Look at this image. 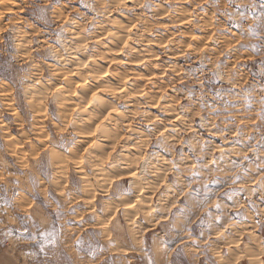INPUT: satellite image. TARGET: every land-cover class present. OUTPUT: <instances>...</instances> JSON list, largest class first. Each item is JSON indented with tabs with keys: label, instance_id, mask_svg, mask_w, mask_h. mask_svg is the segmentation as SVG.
I'll use <instances>...</instances> for the list:
<instances>
[{
	"label": "rangeland",
	"instance_id": "obj_1",
	"mask_svg": "<svg viewBox=\"0 0 264 264\" xmlns=\"http://www.w3.org/2000/svg\"><path fill=\"white\" fill-rule=\"evenodd\" d=\"M98 7L97 0H0V119L6 126L0 138V264H237L238 255L243 264H258V240H264V0H130L107 19L97 16ZM94 19L97 23L89 24ZM113 24L130 27L131 32L125 51L117 56L113 54L120 41L104 27ZM193 24L209 25V31L194 29ZM85 26L84 35L94 39L87 53L72 52L74 59L65 63L46 51L58 49L67 56L61 43L78 48ZM192 35L208 36L203 61L178 52V44H188ZM224 48L229 52L220 69L211 71V59ZM149 54L156 59L135 63ZM91 57L97 62L91 63ZM100 57L123 63L109 67ZM79 62L93 71L109 68V75L75 89L82 82L69 73L78 71ZM111 71L152 76L150 96L167 89L168 99L161 103H182L186 122L175 120L165 138L157 140L163 126L137 118L133 130L116 145L121 129L133 122L136 106L145 103L134 97L119 104L122 115L105 122L104 131H110L92 138L95 143L89 148L92 139L73 133L92 127L93 118L116 103L102 95L106 107L93 103L61 133V105L79 104L97 87L117 86ZM140 87L142 81L130 84L128 93ZM57 89V96L49 98ZM147 111L165 122L172 119L159 107ZM21 123L29 136L33 125L49 133L35 141L47 155L33 162L31 170L11 154L25 139ZM180 139L184 142L173 151ZM141 156L146 159L138 179L133 173ZM82 157L78 170L75 161ZM168 161L175 170L158 200L160 207H171V218L163 220L168 213L159 212L161 222L148 224L141 217L130 231L127 218L117 213L120 226L113 222L105 227L115 209L137 197L138 184L155 183L154 173L172 166ZM63 164L68 166L70 196L80 198L71 211L54 192L41 191V181L47 183ZM85 174L111 181L91 205L85 200ZM77 213L84 215L83 221L71 219ZM242 231L254 237L244 236L239 250L229 248L228 242ZM221 232L223 236H217Z\"/></svg>",
	"mask_w": 264,
	"mask_h": 264
},
{
	"label": "clouds",
	"instance_id": "obj_2",
	"mask_svg": "<svg viewBox=\"0 0 264 264\" xmlns=\"http://www.w3.org/2000/svg\"><path fill=\"white\" fill-rule=\"evenodd\" d=\"M50 2V0H49ZM99 7L96 10L97 16L107 18L108 14L113 11H121L125 9L130 2V0H97ZM97 23L95 19L91 21L89 24ZM134 26V25H132ZM106 32L109 36L114 38L115 40L120 41V47L118 49V52L113 55H118L121 52L125 51L124 47V41H126L129 36L131 35L130 27L127 26H121V25H105ZM194 29L209 31V25H201V24H193ZM112 29H115L113 31ZM59 31H64L63 28L58 29ZM87 32V26H85L82 29V41L77 48L75 45L72 46L70 49L67 45L69 42H62L61 47H63L64 52L67 53V56H64L60 54L59 50L56 49H46V51H49L52 55L53 59H62L65 63H71L74 57L72 56V52H81V53H87V50L89 48V45L94 42L93 38H89L86 35H84ZM123 32V35H120V33ZM213 36L216 35V30H212ZM207 40L208 36H202L198 37L195 35H192L189 38V43H179L178 44V52L181 55H184L187 57L188 55L195 56L197 60L203 61L205 59L203 48L207 47ZM135 42V41H134ZM216 42V38L213 41ZM32 40L28 41V47L31 46ZM46 43V42H45ZM229 52V49L224 48L222 51H220L219 55H216L214 59H211V71H217L221 67V61L223 60V57L227 55ZM91 63H96L97 58H90ZM99 60H103L104 63H106L109 67L111 66H119L123 62L117 59H106L105 57L98 58ZM156 59V56L153 54H149L147 57H141L138 61L135 63L145 64L150 63ZM154 68H159V65L153 63ZM85 69L87 71H85ZM163 71V69L161 70ZM111 76L117 77L119 80V83L115 87L110 86H100L96 88L95 90H90L89 95L87 99L81 98V102L79 104H65L61 105L62 108L65 109V113L62 116V122L63 127L57 125V128L61 131V133H67L68 129L75 123L76 117L80 116L81 114H84L87 112L88 107L92 105L93 103H103L101 97L102 95H109L112 96L116 103L108 105L107 107V113L103 116H97L93 118V126L88 128L87 130H81L74 132L73 135L79 136L81 138H96L100 136L104 132L103 125L105 122L109 121L110 118L114 116H120L122 115L119 112V104L123 103L125 101L131 100L134 97L135 98H144L145 103L141 105L136 106V111L132 113L133 122L130 124H127L124 126L123 129H121L120 134L115 138L116 145H119L122 140H124L125 137H127L128 133L133 130V124L136 122L137 118L142 119L145 123L149 125H155L160 124L163 126L164 131H160L156 134V139H164L165 138V132L168 130L170 125H174L175 120H179L181 123H185V118L182 115L184 112V107L182 103H178L176 100L172 103H161V101H166L168 99L167 95V89H163L161 93L156 96H150L149 94V85L153 84L154 78L152 76H140L136 73H119V72H113L111 71ZM69 75H78L81 84L76 85V88L83 87L86 85L89 81V79L97 81L103 80V78L106 75H109V68H98V70L93 71L88 67V64L85 62H79L78 63V71L75 73H69ZM65 79H68L66 76ZM143 82V87L138 88L134 93L129 94L128 93V86L130 84H136L137 82ZM175 87H173L174 89ZM59 90H55L51 93H49V98H53L57 96V93ZM71 95L75 96L76 92L73 91ZM153 107H159V111L162 113H166L167 115L171 116L172 119L168 121H162L159 120L157 117H153L150 112L147 111L149 108ZM13 116H18L17 113L14 111L12 112ZM34 120H36V117H33ZM201 123L203 124L205 122V118L203 115H200ZM5 124L3 123V120L0 119V138H3V130L5 128ZM25 125L21 123L19 125V129L21 130L22 134L24 135L25 139L23 144H20L19 147H15L12 149L11 154L15 156L16 160L23 166L26 170H31L35 165L33 162L40 161L42 157H45L47 155V151L44 150V148L37 144L35 141L37 137H40L41 139L48 138L49 133L47 130L41 132L35 125H33V128L31 130L32 134L29 136L28 133H23ZM212 127H215V124L212 125ZM190 128V125L189 127ZM13 138L9 137V141H11ZM184 142L183 139H180L176 142L175 145H173V151L175 150V147L179 144H182ZM95 143V139H92V143H89V148L93 146ZM201 149H203V142H201ZM116 147H113L112 152L108 153V157L110 158L115 152ZM87 154V153H86ZM146 157L141 156L138 158V162L136 165L137 171L133 174L137 176L139 179V173L144 171L143 164ZM107 161V158L105 159V162ZM77 165V169H81V165L84 163L83 157L80 160L75 161ZM168 164H171L172 166L170 168H167L164 171L155 172L154 175L156 176L155 183L152 184H138L137 190L138 195L137 197L130 203H126L122 205L121 207L115 209L112 214L110 215L108 222L105 224V227H109L113 225L114 226H120V219L117 218L116 214L119 213L120 216H124L127 218V224L125 227L128 230H134L137 226V219L143 218L148 224H155L160 223L161 219L167 220L170 219V213H171V207L164 209L160 207L158 195L168 187L167 185V179L170 175L174 173L175 165L172 164L171 161L167 162ZM99 167V165H97ZM57 171L52 172V174L48 177L47 183L44 181H41V191H43L46 194H50L51 192H54L56 197H59L61 200L65 201L67 210L71 211L74 208L77 207V202L80 198L76 197L75 195H71L72 193V185L70 182V177L68 174V166L67 164L60 165L56 167ZM0 179H3L2 176H0ZM86 183V186L88 187V191L85 197V200L88 204H93L96 200V197L101 194L99 189H103L105 185L111 184V181L106 180H100L96 177L89 178L86 174L84 177H81ZM95 182V186H92V183ZM159 212H167L168 215L163 216L161 219H157V213ZM72 220H84V215H81L80 213H77L75 216L71 217ZM228 227H232V225H229ZM248 236L250 238L254 237V233H248L246 231H242L239 233V238L235 240H231L228 242L229 248H236L237 250L240 249V246L243 242V237ZM217 236H223V232L218 233ZM211 239V238H210ZM207 243V242H206ZM258 247H259V255L256 257V261L258 264H264V240H258ZM237 264H243V257L237 256Z\"/></svg>",
	"mask_w": 264,
	"mask_h": 264
},
{
	"label": "bare ground",
	"instance_id": "obj_3",
	"mask_svg": "<svg viewBox=\"0 0 264 264\" xmlns=\"http://www.w3.org/2000/svg\"><path fill=\"white\" fill-rule=\"evenodd\" d=\"M106 19H107V18H106ZM111 45L114 46L113 44H111ZM108 46H109V45H108ZM112 46H111V47H112ZM108 48H110V47H108ZM107 51H108V50H107ZM111 55H112V54H111ZM116 56H117V55H116ZM116 56H115V57H116ZM119 56H120V55H119ZM111 58H112V57H111ZM117 58H118V57H117ZM119 58H120V57H119ZM94 70H95V69H94ZM73 76H74V75H73ZM76 77H77V76H76ZM73 78H74V77H73ZM68 80H69V78H68ZM70 80L72 81V80H74V79H71V78H70ZM78 84H79V83H77V85H78ZM109 86H110V84H109ZM112 87H113V86H112ZM134 87H135V86H134ZM97 88H98V87H97ZM75 89H78V88H76V86H75ZM94 89H95V88H94ZM64 90H65V89H64ZM62 91H63V90H62ZM62 91H61V92H62ZM74 91H75V90H74ZM63 93H64V91H63ZM60 94H61V93H60ZM60 94H59V95H60ZM64 94H66V92H65ZM86 95H87V93H85L84 97H85ZM60 97H62V94H61ZM81 97H82V96H81ZM64 98H65V97H64ZM104 102H105V101H104ZM104 102H103V103H104ZM103 103H102L103 107H106L105 105H108V104H109V103L106 104V102H105V103H104L105 105H104ZM110 104H111V103H110ZM102 105L100 104L101 107H102ZM92 106H93V104L90 105V106L88 107V110H87V111H89V108H91ZM95 106H96V105H95ZM101 109L103 110V109H106V108H101ZM90 110H91V109H90ZM100 111H101V110H100ZM100 111H99V112H100ZM103 111H105V110H103ZM92 112H94V111H92ZM96 112H97V111H96ZM84 114H85V113H84ZM81 115H82V114H81ZM81 115H80V116H81ZM102 115H103V114H102ZM82 116H83V115H82ZM113 129H114V128H113ZM111 130H112V129H111ZM114 130H115V129H114ZM106 131H110V130L108 129V130H106ZM106 131H104V132H106ZM109 134H110V133H109ZM109 134H107V137H108ZM112 134H113V133H112ZM113 135H114V134H113ZM111 136H112V135H111ZM114 136H115V135H114ZM109 137H110V136H109ZM80 142H81V141H80ZM107 145H108V144H107ZM102 146H103V145H101V147H102ZM105 147H106V146H105ZM102 148H103V147H102ZM104 149H105V148H104ZM97 152L99 153V150H97ZM128 166H129V165H128Z\"/></svg>",
	"mask_w": 264,
	"mask_h": 264
}]
</instances>
